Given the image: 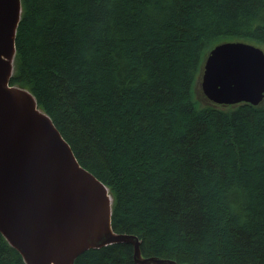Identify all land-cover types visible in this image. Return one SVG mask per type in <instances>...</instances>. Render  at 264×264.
<instances>
[{"label":"trees","instance_id":"1","mask_svg":"<svg viewBox=\"0 0 264 264\" xmlns=\"http://www.w3.org/2000/svg\"><path fill=\"white\" fill-rule=\"evenodd\" d=\"M224 42L264 47V0H21L10 85L108 188L113 231L144 258L264 264V102L196 95ZM0 264H24L1 234ZM74 264L136 263L115 244Z\"/></svg>","mask_w":264,"mask_h":264},{"label":"water","instance_id":"2","mask_svg":"<svg viewBox=\"0 0 264 264\" xmlns=\"http://www.w3.org/2000/svg\"><path fill=\"white\" fill-rule=\"evenodd\" d=\"M20 17L21 0H0V234L24 264H74L86 251L112 244L130 245L136 264H178L144 258L138 237L113 231L106 187L80 166L33 96L10 85ZM218 53L229 57L222 67ZM202 88L214 103L257 106L264 99L263 50L216 45Z\"/></svg>","mask_w":264,"mask_h":264},{"label":"rangeland","instance_id":"3","mask_svg":"<svg viewBox=\"0 0 264 264\" xmlns=\"http://www.w3.org/2000/svg\"><path fill=\"white\" fill-rule=\"evenodd\" d=\"M253 46H255V47H258V48H260L261 50H263V52H264V47H262V46H257V45H253ZM202 76H203V71H202V75H201V78H200V82L198 83V89H197V93H196V95L198 96V98L199 97H201L202 99H204V101H208L209 103H211V104H213V105H216V106H231V105H237V104H220V103H214V102H212L211 100H209L208 99V97L204 94V92H203V88H202ZM199 90V91H198ZM206 101V102H207ZM263 102H264V99L257 105V106H259V105H262L263 104ZM203 103V105H205V103L204 102H202ZM238 104H240V103H238ZM257 106H254V107H257ZM87 171V170H86ZM106 187V186H105ZM106 189H107V191H108V195H109V198H110V200H111V202L113 201V199H112V197H111V194L109 193V190H108V188L106 187ZM111 215H112V203H111ZM117 234H124V233H117ZM125 235H131V234H125ZM135 236V235H134ZM137 237V236H136ZM112 245H115V244H112ZM110 246V245H109ZM147 258H160V257H147ZM160 259H163V258H160ZM164 260H167V259H164Z\"/></svg>","mask_w":264,"mask_h":264},{"label":"bare ground","instance_id":"4","mask_svg":"<svg viewBox=\"0 0 264 264\" xmlns=\"http://www.w3.org/2000/svg\"><path fill=\"white\" fill-rule=\"evenodd\" d=\"M219 54V55H218ZM217 55H218V57L216 58V61H217V65H219V67H222L229 59V57L225 54H222V53H218ZM236 55H238L237 53H236ZM215 62V59H214V61H213V63ZM212 63V64H213Z\"/></svg>","mask_w":264,"mask_h":264}]
</instances>
